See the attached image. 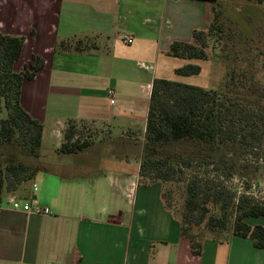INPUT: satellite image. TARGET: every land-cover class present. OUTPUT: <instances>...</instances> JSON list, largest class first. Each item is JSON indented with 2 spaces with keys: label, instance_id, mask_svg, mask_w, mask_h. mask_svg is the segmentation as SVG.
I'll return each mask as SVG.
<instances>
[{
  "label": "crops",
  "instance_id": "0c3cea01",
  "mask_svg": "<svg viewBox=\"0 0 264 264\" xmlns=\"http://www.w3.org/2000/svg\"><path fill=\"white\" fill-rule=\"evenodd\" d=\"M217 1L0 0V33L25 36L15 71L34 55L45 61L21 89L23 108L44 125L41 151L61 147L69 120L116 135L147 124L152 82L165 78L163 57H171L174 41L209 29ZM126 34L132 43L123 41ZM86 36L95 38L86 51L56 50L59 41ZM109 141L116 147L113 136ZM94 149L57 152L49 163L61 171L46 167L35 178L38 192L21 197L35 195L48 213L15 210L10 196L0 200V264H264V249L237 235L206 239L194 254L180 217L163 203L162 185L102 168L105 158L122 160Z\"/></svg>",
  "mask_w": 264,
  "mask_h": 264
},
{
  "label": "trees",
  "instance_id": "16d2710c",
  "mask_svg": "<svg viewBox=\"0 0 264 264\" xmlns=\"http://www.w3.org/2000/svg\"><path fill=\"white\" fill-rule=\"evenodd\" d=\"M255 1L264 5V0ZM220 28L216 19L213 20L208 30H194L191 41H174L168 55L209 60V40ZM85 38L59 41L56 50L86 51L91 45ZM24 43L25 36L0 33V103L6 111V117L0 118V155L6 145L12 144L19 146L21 154L37 159L42 149L44 125L23 108L21 89L25 80L33 79L43 69L45 61L34 55L28 66L16 72L14 66ZM201 71L200 65L188 63L177 68L176 74L191 76ZM76 135L77 123L69 120L64 142L57 152L78 154L92 146L93 142L75 138ZM263 141L264 84L247 70L230 69L216 89L155 78L139 182L148 185L144 180L147 172L154 182H173L175 174L189 168L193 161L211 167L226 178L235 174L244 176L252 166L242 162L243 157L257 155ZM44 169L23 161L4 166L0 163V200L15 195L17 186L33 182ZM183 192L181 234L190 240L194 254L202 253L206 239L226 241L232 235L250 237L255 247L264 249V224L247 222L248 218L264 217V200L247 193L236 198L223 183L216 184L199 173L186 179ZM175 195L173 189L169 192L162 189L161 197L169 210H172L169 197L176 199Z\"/></svg>",
  "mask_w": 264,
  "mask_h": 264
},
{
  "label": "rangeland",
  "instance_id": "374dc122",
  "mask_svg": "<svg viewBox=\"0 0 264 264\" xmlns=\"http://www.w3.org/2000/svg\"><path fill=\"white\" fill-rule=\"evenodd\" d=\"M215 7L216 10L213 11V20L216 19L217 24H219L221 28L219 29L220 31L214 33L209 40L210 59L188 60L173 56L163 57L162 62H164V64L162 68L159 66V75H163L170 80L216 89L222 85L230 69H244L247 70L250 75L254 76L257 81L264 84V5L258 4L255 0H218ZM85 41H87L89 45H92L93 42L95 43V38L86 36ZM188 63L200 65L202 67L201 73L191 76H180L176 74V68L182 67ZM2 105L3 103H0V118L6 117V111ZM146 125L145 119L143 122H139L140 127L136 128V130L123 131L120 132L119 135H116L108 130L99 129L92 123H77V134L78 137L93 142L92 148L88 150L95 148L100 151V154L105 153L107 156L111 154L116 159L120 157L122 160L121 163H114V165H111L108 164L109 160L105 158L107 163L103 161L101 163L102 168L109 165L114 171L126 169V171H130L132 174L137 173L139 179ZM112 136L115 138L116 147L109 141ZM98 142H103V144L105 143L106 145L103 146V144L100 143L102 145L99 146ZM111 150H113L112 153ZM21 153L18 145H6V147L1 150L2 155H0V163L4 166L12 161H23L35 164L36 166H44V168L48 167L50 170L54 169L55 171H61L56 165L50 166L49 163L50 160L57 157L55 147H44L40 152V157L37 159L25 156V154ZM124 158L125 160L123 161ZM10 159H12V161ZM242 162H247L252 166L244 176L235 174L226 178L223 177L221 173L213 171L211 167H203L197 161H193L189 168H184L183 171H178L175 174L173 182L164 184L157 181V183L162 185V189L165 192H169L170 189L176 192V199L174 197H169V201L172 203L171 211L174 215L179 217L184 201L183 191L185 181L194 173H199L204 179L211 180L216 184L223 183L227 190L235 194L236 198L242 193H247L259 200H264V141L262 148L257 150V155L245 156ZM97 165L98 164H95V169L90 170V174L93 171H98L99 166ZM147 173L148 176H146L144 180L148 184L156 183L151 178L150 172ZM34 182L40 187L39 178ZM102 185L103 187L99 190L100 196L102 195V191L108 188L105 182ZM30 191L34 193L33 182L17 186L15 195L21 198L27 194L29 195ZM8 196L4 197L6 203H9L7 202L9 200V198H7ZM106 201H108V204L110 203L107 198ZM121 205L124 210L129 209L127 201L124 200ZM230 212H233V208ZM247 222L251 225L257 223L264 224V217L248 218Z\"/></svg>",
  "mask_w": 264,
  "mask_h": 264
},
{
  "label": "built area",
  "instance_id": "2783aa9c",
  "mask_svg": "<svg viewBox=\"0 0 264 264\" xmlns=\"http://www.w3.org/2000/svg\"><path fill=\"white\" fill-rule=\"evenodd\" d=\"M134 40V37L132 35H124L123 36V41L127 44L132 43ZM75 138H78V135H76ZM39 190V186L36 182H33V191L34 194L37 193ZM10 196V202L12 204V208L15 210H23L25 212H35V213H48L49 209L42 207L41 204L39 203V200L37 197L31 196L28 199L24 198H18L16 195L11 194Z\"/></svg>",
  "mask_w": 264,
  "mask_h": 264
}]
</instances>
